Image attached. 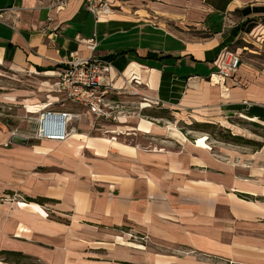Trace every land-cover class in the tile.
Listing matches in <instances>:
<instances>
[{
	"label": "crops",
	"instance_id": "1",
	"mask_svg": "<svg viewBox=\"0 0 264 264\" xmlns=\"http://www.w3.org/2000/svg\"><path fill=\"white\" fill-rule=\"evenodd\" d=\"M88 1L0 0V63L54 84L60 62L89 56L81 39L95 36L113 86L128 93L136 79L142 109L170 118L115 138L81 115L60 142L17 144L0 128V250L40 264H264V152L215 149L173 126L264 117V0H106L113 9L98 19ZM239 41L236 73L211 84L222 49Z\"/></svg>",
	"mask_w": 264,
	"mask_h": 264
},
{
	"label": "built area",
	"instance_id": "2",
	"mask_svg": "<svg viewBox=\"0 0 264 264\" xmlns=\"http://www.w3.org/2000/svg\"><path fill=\"white\" fill-rule=\"evenodd\" d=\"M65 1L59 0L60 4ZM87 8L96 19L112 11L106 0H89ZM81 40L91 54L80 57L76 52H70L69 58L60 62L52 89L58 95L64 96L71 103V108L77 107L79 111H73L59 103L58 108L39 110L37 115L29 117L33 123L31 137L34 139L58 142L66 140L72 132V121L81 115L90 119L91 130L99 132L105 124L118 121L130 114V109L128 111L125 103L119 98L126 92L113 86L111 61L93 54L97 46L95 36ZM240 62L241 57L237 51L224 47L218 57L217 69L208 77L209 82L220 85L226 78L236 73ZM135 80L129 79L125 82L129 87L128 93L132 95L139 93ZM145 103L149 104L148 101ZM142 108L138 109L137 115H140Z\"/></svg>",
	"mask_w": 264,
	"mask_h": 264
},
{
	"label": "rangeland",
	"instance_id": "3",
	"mask_svg": "<svg viewBox=\"0 0 264 264\" xmlns=\"http://www.w3.org/2000/svg\"><path fill=\"white\" fill-rule=\"evenodd\" d=\"M111 9L113 8L111 7ZM244 44L245 42L239 41L234 45H230L228 48L234 50L236 45L242 46ZM244 51L247 50L244 49ZM243 55L245 56L244 53H239L240 57ZM257 56L264 61V51H261ZM53 87V81L48 80L47 76L38 73H31L25 68H16L7 62L0 63V128L14 132V135H19L24 138H32L31 130L33 123L29 117L37 115L38 111H35V107L30 104H27L26 110L24 104L25 98L35 97L38 101H44L45 97L49 94L53 96L57 95L59 97V104L71 107V103L66 100L64 96L60 94L58 95L52 90ZM119 98L125 103V108L128 111L130 109L129 116L123 117L118 121L105 124L99 132L91 130V133H99L100 135L109 136L112 135L116 138L120 135L129 133L127 126L133 128L137 126L135 125V122H139L141 120L155 122L153 119L142 115L141 112L140 115H137L136 112L139 111L138 109L140 107L149 106L142 98L129 93H124L120 95ZM185 121H187V123L183 120H179L177 121V124L173 123V126L175 125L179 128L190 139H195L194 136L198 137L201 135L203 136L199 138L205 139L206 136V141L210 142V145L214 146L215 149H217L218 146H223L240 149V151L264 152V121L259 119L253 120L252 117H249L246 114L236 113L230 118V120L228 119V121L224 118L219 122H210L215 124L214 127L200 126L193 127L194 129L187 127V125L199 121L195 119H185ZM252 121L257 122L258 125L253 124ZM203 122L205 121L203 120ZM107 126H110V128H106ZM182 128H184V131ZM232 135L241 136L243 139L248 140V143H244L242 140H233L231 137ZM138 137L136 139L140 141L145 143L148 141V137L146 135H139ZM28 261L34 262L35 260L31 259Z\"/></svg>",
	"mask_w": 264,
	"mask_h": 264
},
{
	"label": "trees",
	"instance_id": "4",
	"mask_svg": "<svg viewBox=\"0 0 264 264\" xmlns=\"http://www.w3.org/2000/svg\"><path fill=\"white\" fill-rule=\"evenodd\" d=\"M141 114L144 116H147L148 118L149 117H152V118H161V117L170 118L168 116V111L166 109H162V108L157 109V110H155L153 107L150 108L149 110L142 109ZM245 114L249 117H253V115H251L250 113H245ZM259 120L264 121V117H259ZM252 123L255 125H258V123L255 121H252ZM214 125H215L214 123H210V122H203V123L195 122V123H192L190 125H187V127L194 129L193 127H200V126H203V127L212 126V127H214ZM182 130L184 131V128H182ZM231 137L233 140H237V141L242 140V142L248 143V140L243 139L241 136L232 135ZM8 193L10 194V192H8ZM24 200L26 202H36L39 204H43L44 202L51 201V199L41 197V196H36V197L24 196ZM0 258L2 261L13 263V264H40L39 262H37L36 259L34 262L28 261V260H31V257L22 253V252H19V251L0 250Z\"/></svg>",
	"mask_w": 264,
	"mask_h": 264
},
{
	"label": "water",
	"instance_id": "5",
	"mask_svg": "<svg viewBox=\"0 0 264 264\" xmlns=\"http://www.w3.org/2000/svg\"><path fill=\"white\" fill-rule=\"evenodd\" d=\"M27 138H24L22 136L19 135H13L11 142L13 143H17V144H25L26 143Z\"/></svg>",
	"mask_w": 264,
	"mask_h": 264
}]
</instances>
